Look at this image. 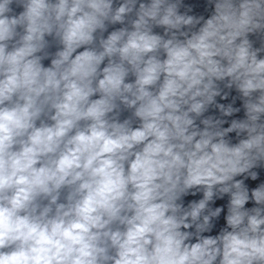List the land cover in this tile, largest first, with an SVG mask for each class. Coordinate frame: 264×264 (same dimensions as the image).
I'll use <instances>...</instances> for the list:
<instances>
[{
    "label": "clouds",
    "instance_id": "1",
    "mask_svg": "<svg viewBox=\"0 0 264 264\" xmlns=\"http://www.w3.org/2000/svg\"><path fill=\"white\" fill-rule=\"evenodd\" d=\"M0 264H264V0H0Z\"/></svg>",
    "mask_w": 264,
    "mask_h": 264
}]
</instances>
